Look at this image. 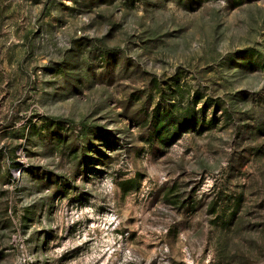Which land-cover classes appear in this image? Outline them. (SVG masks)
Returning <instances> with one entry per match:
<instances>
[{
    "label": "rangeland",
    "instance_id": "374dc122",
    "mask_svg": "<svg viewBox=\"0 0 264 264\" xmlns=\"http://www.w3.org/2000/svg\"><path fill=\"white\" fill-rule=\"evenodd\" d=\"M0 264H264V0H0Z\"/></svg>",
    "mask_w": 264,
    "mask_h": 264
}]
</instances>
